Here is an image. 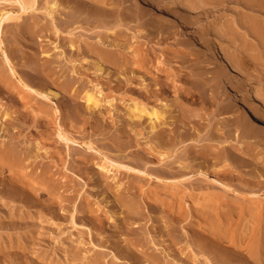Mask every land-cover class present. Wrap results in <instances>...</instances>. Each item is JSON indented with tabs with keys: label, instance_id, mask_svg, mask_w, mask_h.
<instances>
[{
	"label": "bare ground",
	"instance_id": "1",
	"mask_svg": "<svg viewBox=\"0 0 264 264\" xmlns=\"http://www.w3.org/2000/svg\"><path fill=\"white\" fill-rule=\"evenodd\" d=\"M1 1L17 3L18 10H0V88L7 93L13 108L2 109L0 106V129H15L18 134L12 137L10 145L0 150V167H4L7 159L14 160L10 165L13 170H34L38 165L41 166L45 172L42 175H30L29 178L40 184L41 189H47L49 184L71 189L72 193L67 199L76 197L82 201L83 213L92 209L93 197L96 196L86 194L85 188L79 190V185L88 184L89 179H98L102 188L100 198L105 199V204L93 208L96 213L90 220L94 224L101 223L104 221V217H101L103 212H109L110 218L114 217L115 213L123 214L119 219L125 229L130 230L127 247L120 250L124 258L161 264L155 252L140 254L135 250L138 245L149 248V242L140 243L144 230H160L162 236L167 234L173 237L175 245L180 244L182 235L177 225L181 226L184 219L192 214L194 238L199 242L202 251L208 250L211 254L220 255L222 260H219V264L233 262L230 256L219 252L214 246L215 242L221 244L223 240L239 245L244 244L245 240H250V247L246 244L250 250L249 255L255 262H259L260 256L264 255V243L263 246L260 243L262 208L253 197H248L253 191H244L258 184L238 176L240 168H236L237 174L227 168L204 169L189 160L190 156L202 155L213 159V165L224 159L229 160V157L237 163L245 164L243 154L248 152L245 150L242 153L241 149H214L207 144L201 152L188 149L174 155L178 149L177 141L199 142L202 136L200 128L204 127V123L197 120L194 122L189 117L198 116L196 111L192 115L191 107L198 99V94L188 86L179 88V93L185 100V103L181 101L179 105L187 120L177 124L174 112L178 103L171 105L165 97L171 75L160 66H155L156 70L149 67L150 59H147V56L155 53V48L149 46L153 40L145 37V48L141 44L136 45L137 47L133 45L132 41L141 38L142 34L136 31L130 37L122 29L119 0ZM224 1L228 0H188L187 6L215 7ZM230 1L239 6L254 5L264 15V0ZM159 2L162 3L163 0L156 1L157 5L153 7L159 16L154 18L157 23L164 14H169L167 17L173 16L172 20H178L181 24L185 22L181 20L184 16V13L179 12L181 7L177 5L174 8H179L178 11L171 13ZM133 7V16L143 19L146 17L144 9L138 5ZM20 18L25 20V41L35 59L31 62L33 67L25 71L24 76L18 73L13 61L20 57L17 44H11L7 50L3 39V26H13ZM172 20L165 19V25L179 33L176 21ZM185 25H180L181 28L184 26V35H193V45L200 46V34L191 33L192 30ZM151 31L160 35L156 26H153ZM261 31H254V38L261 37ZM61 33H65V36H61ZM38 34L48 41L51 37L59 40L54 45L42 44L36 40ZM217 43L214 40L209 43L212 61L221 60L219 57L223 56ZM203 50L208 53L206 48ZM246 58L248 56L244 52L237 61L243 64ZM53 67L55 69H52ZM140 73L142 75H139ZM246 92L250 95V89ZM229 95L231 100L240 105V112L238 113L237 109L235 113H238L240 126L245 131L242 138L246 140L252 135L258 136L256 128L258 125L264 126V105L250 104L244 99L245 96L238 94L236 86ZM64 96L67 97L65 105L70 111L64 106ZM221 118L216 119L220 122ZM190 123V127H187ZM181 126L187 129L183 130ZM230 127L225 124L223 132H218V127L210 124L203 139L217 141L226 146L224 143L229 142L226 141L227 134L231 135ZM88 128L92 131L87 134L84 130ZM148 132L154 133L156 137L154 145L149 140L148 148L141 147L135 152V148L140 146V139L151 138L147 135ZM166 134L170 137L165 138ZM34 136L37 139H33ZM250 149H247L250 152L249 157L258 155ZM129 152L132 156H129ZM259 158L262 159L264 167V156ZM109 171L113 172L112 177ZM26 175H29V172H26ZM76 179L80 184H76ZM152 183L155 184L153 187ZM185 185H189V189L184 187ZM216 188L222 190L218 191ZM231 193L236 196L232 197ZM111 197L115 198L121 211L117 209L115 213H111L109 209L104 208L112 202ZM186 201L188 204L184 203ZM143 207L147 213L151 208H155V214L149 213L146 218ZM75 215L72 214V220ZM146 221L155 223L152 224V229L150 222L145 224ZM200 223L205 229H210L215 237L198 230ZM182 248V245H179L175 254L187 263L189 260L192 262L189 256L182 255ZM228 255H241L245 258L236 250Z\"/></svg>",
	"mask_w": 264,
	"mask_h": 264
},
{
	"label": "rangeland",
	"instance_id": "2",
	"mask_svg": "<svg viewBox=\"0 0 264 264\" xmlns=\"http://www.w3.org/2000/svg\"><path fill=\"white\" fill-rule=\"evenodd\" d=\"M156 1L158 2L159 0H119L118 9L123 19L122 29L127 32L130 37L136 31L142 34V37L139 39L132 38L134 39L132 41L134 46H140L139 44H141L144 48L147 47L144 42L145 37L153 40L150 42L149 46L152 45L151 48H155V53L147 56L149 57L147 59H150L148 63L149 67L156 70L155 66H160L164 68V71L166 70L165 72L167 74L171 75L170 77L172 79L169 80V89L165 97L171 105L174 104L175 106V104L178 103L176 111L174 112L177 124L182 120H187L183 112L184 110L181 108V105H179L181 101L185 103V100L179 93V88L188 86L198 94V99L195 103L193 102L191 106L193 108L192 115L196 111L198 116L189 117L192 118L194 122L197 120L204 123V127L200 128V134L202 136L198 140L199 142L181 143L177 141L176 145L178 149L174 155L186 152L188 149H195L197 152H201L203 146L207 144L214 149H241L242 153H244L245 150L248 152L243 154L246 160L245 164L237 163L230 157L229 160L224 159L215 165H213V159H210L208 156H190L189 160H191L195 166L198 167L201 165L204 169L208 167L217 170L227 168L231 171H235L237 174V169L240 168L241 172L238 176L246 177L252 183L258 184L244 191L247 193L253 191L248 197H253L252 199L254 201L256 200V203H260V208H262L263 221L262 230H260V243L263 246L264 169H262V159L259 157L264 156V138H262L264 136V126L258 125V128H256L258 129L259 137L252 135L250 136L251 139L248 137V139H246L247 141L244 140L242 137L245 131L240 126L238 115L240 112V105L237 101L231 100L229 93L236 86L238 94L242 97L245 96L244 99H247L246 101L250 104L259 103V105H264V15H262L259 9L257 10L254 5L239 6L230 0L221 2L215 7L198 5L200 9H198L197 6H187L189 3L188 0H163L162 3L159 2L161 6L168 11L170 10L171 13L176 10L175 8L177 5L179 8L181 7L179 12L184 13L181 20L185 21L182 22V24H186L185 26L188 27L190 31L192 30L191 33L197 32V35L200 34V42H202L200 47L198 45H193V35H184V26L181 28L180 25L182 24L178 20H172L173 16L167 17L169 14H164L160 17L159 23L155 21V19L159 17L153 10V7L157 5ZM134 5H138L140 8L144 9V14L146 15L144 19L136 18L132 15ZM8 6L11 7L9 8ZM2 8L4 11L6 8L7 10H11L12 8L18 10V4L10 1H1L0 10ZM207 8H209V10ZM178 9L176 11H178ZM204 9L206 10L204 11ZM176 17L178 16L176 15ZM165 19L176 21V29L179 30V33L178 31L175 32L172 31L173 29H169L165 25ZM179 23L180 25H178ZM24 25V18H20L13 26L12 24L3 26V39L6 43L7 50L11 44H17L19 48L20 57L14 60L12 58V60L14 61V65L16 64L15 67L18 73L23 76L25 75V71L31 70L33 67L31 62L33 60L35 61L32 57V50L25 41V34L23 32ZM153 26L157 27V31H160V35L153 34L151 31ZM252 27L253 29H251ZM259 29L260 31L262 30L261 32L263 33L261 34L263 35L254 38L255 35H253V32L256 30L259 31ZM161 34L162 38H160ZM61 36H65V33H61ZM36 40L42 44L51 43V45H54L59 39L51 37L50 41H48L38 34ZM212 40L216 43L218 42L217 44L220 49H222L221 52L223 56L219 57L221 60L215 59L212 61L210 58L212 54L209 49V43ZM202 47L206 48L210 55H207L208 53L205 52ZM244 52L248 58H246L247 61L245 60L246 63L244 62L241 64L237 59L240 55H243ZM209 60L211 63H209ZM38 66L41 67L40 65ZM52 69H55V67ZM139 75H142V73ZM136 80H139V76H137ZM247 88L250 89V95L246 92V90L248 91ZM63 100L64 106L70 111L67 105H65L67 104V97L63 98ZM11 104L12 102L7 93L0 88V106L2 109H13ZM235 111L238 113H235ZM217 117L221 118L219 120L220 122L216 119ZM210 124L215 125L216 128L218 127V132H223L225 124L231 126V135L227 134L226 137L228 139L226 141L229 142L224 143L226 146L217 141L203 139V136L206 135V128ZM190 125L191 123L187 127H190ZM187 127L181 126L183 130L185 128L187 129ZM84 131L88 134L89 131L92 130L88 128ZM17 134L18 132L15 133V129H0V150L6 145H10L13 141L12 137ZM147 135L151 136V138L146 137L140 139V146L134 147L135 152L141 147L148 148L149 140L150 143L154 145L156 140L154 133L148 132ZM167 137H170V135L166 134L165 138ZM35 138L36 136L33 137V139ZM34 141L39 142V140ZM247 147L251 148V152H257L258 155H254L253 158L249 157L248 154L250 152L247 150ZM129 156H132L131 152H129ZM11 162H14V160L7 159L6 162H4V167H0V264H155L150 261H133L132 259L124 258L123 255L120 254V250H124L127 247L130 230H126L119 219L123 214H116L114 212L117 209L120 211L122 210L114 197H111L112 202L110 204L104 206V208L107 210L109 209L108 211L111 213H115L114 217L111 216L110 218L111 214L109 212H103L104 214H102L101 217H104V221L95 224L91 222L90 219L96 213L93 208L97 205L105 204V199L100 198V191L102 188L99 186L98 179H89L88 184L85 185L80 184L77 179L75 180L76 184H80L79 190H84L85 188L86 194L91 193L93 196H96L93 197L92 209L83 213L81 212V208L84 205L82 201L76 197L71 200L67 199L72 193L71 189L57 187V184H49L47 189H41L42 186L40 184L29 178L30 175H42L45 171L41 166L38 165L34 170H30V168L13 170L10 167ZM26 172H29V175H26ZM109 172L110 177H112L113 172ZM151 185L153 187L155 184L152 183ZM184 187L189 189V185H185ZM216 189L218 190V188ZM221 190L222 189L219 188L218 191ZM231 196L235 197L236 194L231 193ZM238 196L240 195H237V197ZM184 203L188 204L187 201ZM143 211L146 218L149 217V213L150 215L155 214V208H151L149 213H147L146 209L143 207ZM73 213L76 214L74 220H72ZM191 216L193 215L191 214ZM191 216L188 215L181 226L179 224L177 225L178 231L182 235L180 244L178 243L175 245L173 237L167 234L162 236L160 230H144V235H142L143 237L140 243L144 241L149 242V248L145 249L141 245H138L135 247V250L140 254H146L149 251L155 252L161 264H219V260H222L219 254L218 256L216 255L217 253L211 254L208 250V252H204L201 247H199V242L194 238V230L192 227L193 218ZM149 222V226L152 229L155 223L153 221ZM149 222L146 221L145 224ZM199 226L204 227L203 224ZM142 227H144L143 224ZM201 227H197L198 230L209 236H214L210 229H205V227L203 229ZM246 244L250 247V240H245V243L241 245L223 240L221 244L215 242L214 246L219 252L230 256L231 261L233 260L234 263L232 262L229 264H264V255L260 256L259 262H255V260L250 257V250ZM179 245H182V249H184V254L182 255L189 256L192 262L189 260L187 263V261L179 259L178 255L175 254V250ZM233 250L242 253L245 258H242L241 255H228V253ZM192 257H195V259H192Z\"/></svg>",
	"mask_w": 264,
	"mask_h": 264
}]
</instances>
